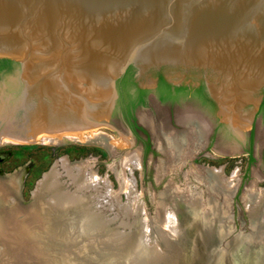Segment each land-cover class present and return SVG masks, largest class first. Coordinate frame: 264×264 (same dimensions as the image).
Here are the masks:
<instances>
[{
	"label": "water",
	"instance_id": "water-1",
	"mask_svg": "<svg viewBox=\"0 0 264 264\" xmlns=\"http://www.w3.org/2000/svg\"><path fill=\"white\" fill-rule=\"evenodd\" d=\"M0 104L109 127L200 107L241 138L223 115L264 127V0H0Z\"/></svg>",
	"mask_w": 264,
	"mask_h": 264
},
{
	"label": "rangeland",
	"instance_id": "rangeland-1",
	"mask_svg": "<svg viewBox=\"0 0 264 264\" xmlns=\"http://www.w3.org/2000/svg\"><path fill=\"white\" fill-rule=\"evenodd\" d=\"M108 122L112 127L98 124L99 131L107 138L104 145L88 144L72 139L57 144L35 140H8L0 143V264H68L64 258L68 256L73 258V250L77 247L82 250L85 247V254L93 251L92 249L88 252L87 245L91 242H85V238L80 235L71 237L64 234L61 237L62 240L66 239L64 244L49 240L48 232L52 230L49 227L55 225L57 219L55 216H47L35 211L39 209L40 204L38 201L35 205L33 204L35 201L31 190L37 179L42 177L43 172L49 170L52 164L61 158H66L67 163L70 162L69 167L72 166L71 170L77 176L71 178L65 170L58 167L62 171L61 180L64 181L66 189L69 192L79 190L76 194H82L91 200L96 211H101L98 213L99 215L102 213L101 217L108 226L128 235L142 231V225L144 227L147 225L149 230V225L154 223L152 226L154 231L152 230L150 236L157 241H155L158 245L156 247L159 248L160 254L151 261H144L140 259V253H138L139 258L130 249H124L117 252L122 257L119 260L121 264H163L167 259V253L175 255V259L179 260L180 264H190L188 261L192 258V241L198 243V237L195 239L192 236L191 240L189 238L192 243L187 244V251L185 249L183 253L174 254L168 251L167 243L165 242L166 245H164L160 235L161 232L169 235L164 228L165 225L161 227L164 224L161 222L162 210L164 208L170 210V206H167L165 201L168 189H174L180 201L179 216L185 207L184 202L180 200L182 194H185L184 200H187V203L191 202L196 195L199 211L204 215L209 214V218L206 217V219L195 211L190 215L186 212L189 216L186 214L181 216L188 217L190 222V224L187 222L188 227H196V231L207 235L206 239L210 235L212 237L213 224L215 225L214 235L218 238L214 246L216 257L213 262L215 264L219 261L221 264H232L235 252V255L249 252L245 251V245L252 251L261 250L262 254L261 248L264 247L260 248V246L264 238L261 234L257 235V240L255 239L254 249L250 244H253L251 241H253L254 233L264 228L263 126L255 124L251 145L253 160L248 161L246 153L238 148L237 143L226 140L219 133H214V126L220 122L215 112L200 107H195L159 126L140 124L142 132H138L137 136L130 132L125 122L110 120ZM249 126V122H242L240 140L245 137ZM191 132H194V135L198 132L194 138H200L196 149L190 143L192 141L188 140L193 135ZM119 140L122 143L124 140L129 145L120 144ZM171 144L179 149L181 160L177 162L176 159L174 162L166 155ZM184 148L185 152H183ZM134 152L139 155L138 166L124 161L127 153ZM182 154L185 156L183 157ZM212 168L220 169L225 178L232 177L233 183L229 185L228 179L219 178L217 180L222 188L219 192L211 191L199 175ZM89 174L96 176L95 182L98 184L95 183L94 187L89 186L87 189L82 186L80 190V186L78 187L80 182L77 180L79 178L83 180V177ZM130 175H133L136 181L131 190L132 194H127L125 179H128ZM183 189L185 193H180L184 191ZM187 190L190 194L186 192ZM248 192L253 196V200L249 203H247ZM11 196L14 197L12 202ZM158 226L164 229L158 231ZM147 230H145L146 234H149ZM81 241L85 243L82 244ZM204 243L202 246L205 245ZM243 245L239 252V249L236 251V248H241ZM202 246H199V250L205 254ZM257 257H254L253 263ZM75 258L74 264H83L80 257L78 260L77 256ZM96 262L90 263L97 264ZM99 262L102 263V260ZM193 262L197 264L195 260L191 264Z\"/></svg>",
	"mask_w": 264,
	"mask_h": 264
},
{
	"label": "bare ground",
	"instance_id": "bare-ground-1",
	"mask_svg": "<svg viewBox=\"0 0 264 264\" xmlns=\"http://www.w3.org/2000/svg\"><path fill=\"white\" fill-rule=\"evenodd\" d=\"M223 117L229 122H231L232 126H234L236 130L241 131L242 122L244 121L237 119V118L227 116V115H223ZM85 119L86 118H83V117H73V116L40 113V112H35L31 110H26L22 108L0 104V143L6 142L8 140L9 141L10 140H16V141L17 140H21V141L22 140H28V141L35 140V141H40V142L49 143V144H57L59 142L61 143L68 139H72V140H77L78 142H83V143H88V144L89 143H99V144L104 145L107 138L104 134H102L99 131L100 127L98 126V124L88 125L89 123L88 122L85 123ZM73 124H78V125L75 126ZM42 128H44L43 131L41 130ZM192 134L194 135V132ZM196 134L194 136L192 135V137L190 136L188 139L192 141V142L190 141L189 142L193 144L195 149L200 143L199 137L194 138L198 135ZM185 135L187 134L185 133ZM124 140H123V143L120 142V140L119 142L118 141L117 142L123 145H129V143ZM185 148L187 149V146ZM185 148L183 152H185ZM166 153H167L166 155L169 156L174 162H175V159H176V162L178 160H181L179 149L172 144L169 145V150ZM182 155L183 157L185 156L184 154ZM124 159H125L124 161H129V163L134 166H138L140 163L139 155L137 152L127 153ZM124 161H123V164H125ZM67 162L68 161L66 158H61L59 161L58 160L55 161L50 167V169L44 171L42 177L37 179L34 188H32L31 190V194L34 197L33 200L35 201L33 202V204L35 205L37 201L40 204V207H39L40 210L36 209L35 211L42 212L47 216H55L57 219V221L55 222V225H51L49 227L52 229L51 231L48 232L49 240H53L54 242L56 241L57 243L64 244L66 242L64 240L66 239L62 240L61 237L65 234V235H70L71 237H78L80 235V237L85 238L84 240L85 242L87 241L91 242V243H88L87 250L89 252L90 250L93 249L92 252L90 253L87 252L88 254H85L86 253L84 249L85 247H83V250L77 247L76 250H73L74 251L73 258L72 257L70 258L68 256V258L65 257L64 260H66L68 264H74L75 259H76L75 257L77 256V260L80 257L83 264H93L90 262H96V261H97L96 262L97 264H121L119 260L122 257L119 255L120 253L117 254V252L119 251L121 252V250H124V249L126 250L130 249V251L137 254L136 256L138 257L139 255H141V258L140 257L139 258L144 261H147V260L151 261L152 259H155V257H157V255H159L160 252H159V248L156 247L158 246L156 243L157 241L155 240L156 241L155 242L150 236L152 233V230L154 231V228L152 227L154 223L152 222V224L149 225L150 226L149 230H147L148 229L146 227L147 225L145 227L142 225V231H139L140 233L137 232V233H132L128 235L122 231H117L113 229L112 227L108 226L106 221L101 217L102 213L101 215H99L98 212L100 210L98 212L96 211L94 204L92 203L91 200H89L82 194L81 195L76 194V192L79 190L77 191L74 190L76 192H69L66 189L64 181L61 180L62 171H60L58 167L62 168L63 171L65 170L66 174L69 177L75 178L76 176L75 172L71 170L72 166L69 167L70 162L69 163ZM80 167L78 168L80 169ZM18 168H21V167H18ZM7 174L8 173H6V175ZM199 176H201V179L206 182L208 188L214 192H219V190L222 188L217 179L219 178L223 180L228 179L229 185H231L234 181L232 177L225 178L221 174V170L218 168H212L211 170L210 169L205 170ZM79 177L80 176H78V178ZM95 177L96 176H94L93 174H89L86 177H83V180L82 178H79L77 182H80V184L79 185L77 184V185L78 187L80 186V190H82L81 189L82 186L86 187V189L89 186L94 187L96 185L95 183H97L95 182L97 181ZM125 180H126V186H127L125 188V192L128 194V193H131V190L134 188L136 180H135V177H133V175H130V177L128 179L126 178ZM186 192L190 194L188 190ZM180 193H185V190ZM102 195H104V193H102ZM184 195L182 194L180 195L181 198L179 197L180 200L184 202L183 205H185L184 207L185 212L184 210H181L182 211L181 215L183 216L184 214H186V212H188V214L190 215L193 211H195L197 214H200L204 219H206V217H208L209 214L204 215V213H201L199 211V207L197 205L198 199L196 195L194 196L193 200L188 203L186 202L187 200L186 201L184 200L185 198ZM45 196H47V198ZM213 196H216V195H213ZM165 198H166L165 199L166 205L170 206V210H166V208L162 210L161 222H164V224L161 225V227L165 225L164 228L169 232V235L163 232H161L160 235L162 236V239L164 240V245H166L165 242L167 243L166 247L168 248V251L174 254H179L182 252L181 249H184V250L186 249L187 251V246H188L187 244L193 242L192 243L193 251L190 249L192 258L189 259L188 263L191 264L192 261L195 260L197 264H211L213 260L210 261L211 259L206 257L205 254H203V252L199 250L200 249L199 246H202V243H204V242L199 241L200 239L199 236L203 235L206 238L207 235L196 231L195 230L196 227L191 226L189 228L187 225V222L188 224H190V222L188 221L189 218L188 217L182 218L181 215L179 216L180 207L178 206V204L180 201H178L179 199H177V194L174 189L173 190L168 189V192L166 193ZM10 200L12 202L14 200V197L11 196ZM252 200H253V196L251 193L248 192L247 193V203L251 202ZM188 214H186V216H189ZM144 223L145 222L142 221V224ZM213 226H214L213 228V231H214L215 225L213 224ZM75 227L77 228L75 229ZM161 227L158 226V231H161L164 229V228L160 229ZM145 230H147L149 234H146ZM260 234L264 238V228L262 230L259 229L258 232L254 233L253 241H251L253 242V244H250L253 247V249L254 247H256L254 246L255 245L254 242H256L255 239L257 240V235H260ZM173 236H175V238H173ZM192 236L195 239L198 237V243L195 241H192V242L190 241L191 240L190 237ZM209 238L211 239L213 237H211L210 235ZM209 238H207L208 240L205 241L204 243L205 245L202 248L204 251H206V248H209L210 245L213 246V243H215L213 242L212 239L210 240ZM249 238L252 239L251 237ZM85 242L81 241L82 244ZM245 246H246L245 251H249V252L247 253L241 252L240 254H237V255H235L236 254L235 252V254L232 257V264L233 263L234 264L235 263L264 264V248H261V247H264V240L260 246V248L262 249V254H261V250L252 251L247 248V245ZM243 247L244 245L241 246V248L240 247L236 248V251L237 249H239L238 250L239 252ZM63 251L67 252L66 250H63ZM138 253L140 254L138 255ZM250 253H251V257H250ZM255 256H258V257L255 258L254 263H253L252 261ZM175 257H176L175 255H172V254L169 255L167 253L166 255L167 259L164 260L163 264H174V263L180 264V261L175 259ZM99 260H102V263L99 262ZM126 264H131V263H126ZM217 264H221V262L219 261V263Z\"/></svg>",
	"mask_w": 264,
	"mask_h": 264
},
{
	"label": "flooded vegetation",
	"instance_id": "flooded-vegetation-1",
	"mask_svg": "<svg viewBox=\"0 0 264 264\" xmlns=\"http://www.w3.org/2000/svg\"><path fill=\"white\" fill-rule=\"evenodd\" d=\"M125 124L129 128L130 132H132L135 136L138 135V132H142V126L140 124L128 123V122H125ZM254 127H255V124L250 123L248 132L245 134V137H243L242 140H240L232 131H230L227 127H225L220 122L216 123L213 131L215 134L216 133L221 134L226 140L228 141L233 140V142L237 143L238 148L244 153H246L247 160L252 161L253 160V149L251 145H252ZM262 153L264 154V146L262 147Z\"/></svg>",
	"mask_w": 264,
	"mask_h": 264
},
{
	"label": "trees",
	"instance_id": "trees-1",
	"mask_svg": "<svg viewBox=\"0 0 264 264\" xmlns=\"http://www.w3.org/2000/svg\"><path fill=\"white\" fill-rule=\"evenodd\" d=\"M133 127V126H132Z\"/></svg>",
	"mask_w": 264,
	"mask_h": 264
}]
</instances>
